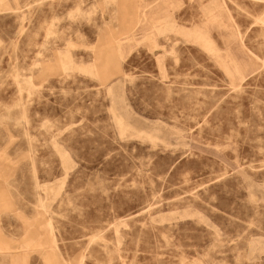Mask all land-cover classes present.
Returning a JSON list of instances; mask_svg holds the SVG:
<instances>
[{"label": "rangeland", "instance_id": "rangeland-1", "mask_svg": "<svg viewBox=\"0 0 264 264\" xmlns=\"http://www.w3.org/2000/svg\"><path fill=\"white\" fill-rule=\"evenodd\" d=\"M156 5L0 0V264H264V0Z\"/></svg>", "mask_w": 264, "mask_h": 264}, {"label": "crops", "instance_id": "crops-1", "mask_svg": "<svg viewBox=\"0 0 264 264\" xmlns=\"http://www.w3.org/2000/svg\"><path fill=\"white\" fill-rule=\"evenodd\" d=\"M170 1L171 0H152V2H154V4L157 3L156 7L162 5V7H164V10H165V6H167V4H170ZM117 2H128V0H117ZM159 2L162 3V4H159ZM168 18L169 17L167 15H162V16L158 17L156 20H162L164 22V24H165L164 28H176L177 26H175L172 21L170 22L168 20ZM260 20H262V22L264 23V14H263V17L260 18ZM158 24L160 25V23H158ZM158 24L155 25V27L157 29H159V27H158L159 25ZM177 30H179V29H177ZM191 31H198L199 32V28L194 26ZM191 31L188 30L187 32H185V31H181V32L185 33V35H187V36H189V35L191 36L192 34L195 33V32L191 33ZM199 36H200V34H199ZM200 38H201V36H200ZM2 249H7V251H8L7 253L8 254L10 253L9 252L10 247L7 244H4L3 242L0 241V251H1L0 253L4 254L3 253L4 251H2Z\"/></svg>", "mask_w": 264, "mask_h": 264}]
</instances>
